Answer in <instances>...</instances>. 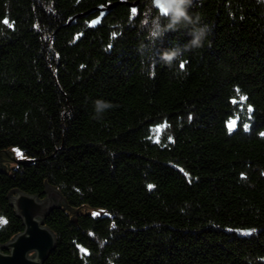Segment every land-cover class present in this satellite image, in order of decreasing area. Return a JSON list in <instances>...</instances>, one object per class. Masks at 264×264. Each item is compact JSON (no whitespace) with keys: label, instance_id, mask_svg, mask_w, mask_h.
<instances>
[{"label":"trees","instance_id":"trees-1","mask_svg":"<svg viewBox=\"0 0 264 264\" xmlns=\"http://www.w3.org/2000/svg\"><path fill=\"white\" fill-rule=\"evenodd\" d=\"M148 7L0 0V151L25 158L0 172V244L24 231L9 191L46 179L67 204L44 264H264V0H193L208 34L172 66L192 26L153 45Z\"/></svg>","mask_w":264,"mask_h":264},{"label":"water","instance_id":"water-1","mask_svg":"<svg viewBox=\"0 0 264 264\" xmlns=\"http://www.w3.org/2000/svg\"><path fill=\"white\" fill-rule=\"evenodd\" d=\"M111 8L112 5L97 8L96 11L98 10L100 15L94 21L95 24L99 23ZM76 18L77 16L72 19ZM7 152L0 151V172L8 170V164L3 162V156L7 157ZM44 184L45 190L39 194L32 195L13 188L6 196L16 215L23 220L24 231L14 235L7 243L0 244V264H44L56 248V235L46 225L45 220L54 209L65 208L67 202L61 192L55 186L49 185L46 179ZM43 192L45 197L41 198L39 195Z\"/></svg>","mask_w":264,"mask_h":264},{"label":"clouds","instance_id":"clouds-1","mask_svg":"<svg viewBox=\"0 0 264 264\" xmlns=\"http://www.w3.org/2000/svg\"><path fill=\"white\" fill-rule=\"evenodd\" d=\"M151 4L155 9V14L146 13L140 21V28L145 30L147 40L153 45L169 30L174 31L177 27L192 26L189 33L192 39L187 44L183 47L167 49L160 54V60L165 65L172 66L174 62L179 61L184 50L198 49L203 46L208 34V26H200V14L189 11L193 0H151ZM162 21H166V23H162ZM112 107L110 102L104 100L98 99L94 102L97 117Z\"/></svg>","mask_w":264,"mask_h":264},{"label":"rangeland","instance_id":"rangeland-1","mask_svg":"<svg viewBox=\"0 0 264 264\" xmlns=\"http://www.w3.org/2000/svg\"><path fill=\"white\" fill-rule=\"evenodd\" d=\"M154 10L155 9H153L152 7H148L146 9V11H145V14L148 13L149 15H153V14H155ZM14 150H19V149L18 148H15V147L10 148L9 150H7L8 151L6 153L7 157H4L3 156L4 157L3 162L5 164H8V166L9 167H12V168H14L19 162H21V161H23L25 159L23 153L20 150L19 151L22 153L23 158H21L20 156H18L17 155V152L14 151Z\"/></svg>","mask_w":264,"mask_h":264},{"label":"snow or ice","instance_id":"snow-or-ice-1","mask_svg":"<svg viewBox=\"0 0 264 264\" xmlns=\"http://www.w3.org/2000/svg\"><path fill=\"white\" fill-rule=\"evenodd\" d=\"M132 14H133V15L136 14V9H133V10H132ZM181 67H183V65H181ZM242 99H245V98L242 97ZM234 102H235V101H234ZM249 110H251V109L249 108ZM190 119H191V117H190ZM234 126H235V122L230 123V124L228 125V129H229V131H231V130L233 129ZM244 127H245V129L247 130L248 125H245ZM262 135H264V133H262ZM14 151L17 152V155H18V156H20L21 158H23L22 153H21L19 150H14ZM149 187L151 188L152 186L150 185ZM0 222H3V221L0 220Z\"/></svg>","mask_w":264,"mask_h":264}]
</instances>
